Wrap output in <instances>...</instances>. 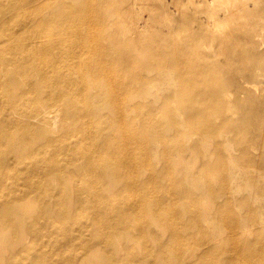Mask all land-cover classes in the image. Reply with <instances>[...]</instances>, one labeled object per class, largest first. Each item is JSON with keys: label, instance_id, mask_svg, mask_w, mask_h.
Returning a JSON list of instances; mask_svg holds the SVG:
<instances>
[{"label": "bare ground", "instance_id": "obj_1", "mask_svg": "<svg viewBox=\"0 0 264 264\" xmlns=\"http://www.w3.org/2000/svg\"><path fill=\"white\" fill-rule=\"evenodd\" d=\"M137 1L0 0V264H81L61 252L95 245L103 248L100 262L124 264L125 255L104 245L113 232H130L139 259L154 257L146 264H204L214 255L221 264H264V218L248 195L238 198L257 228L254 238L221 253L211 232L189 235L200 227L195 202L205 194L216 229L231 228L222 240H234L239 219L228 212L237 203L239 171L264 168V104L239 101L254 100L247 84L263 80L264 0L233 4L234 20L215 32L195 18L202 10L182 5L173 12L152 0H142L146 23L162 15L170 22L145 30ZM114 77L129 98L117 99ZM227 131L233 134L219 137ZM229 149H238L236 159ZM175 153L198 168L175 173L168 163ZM260 178L264 194V173ZM217 195L225 201L215 204ZM67 202L87 215L67 216ZM190 210L195 217L184 218ZM43 232L52 242L38 252Z\"/></svg>", "mask_w": 264, "mask_h": 264}, {"label": "rangeland", "instance_id": "obj_2", "mask_svg": "<svg viewBox=\"0 0 264 264\" xmlns=\"http://www.w3.org/2000/svg\"><path fill=\"white\" fill-rule=\"evenodd\" d=\"M155 4H166L168 6V8L173 11V12H177L178 6L182 7V5H187L189 8L191 9H200L202 10L200 13L195 14V18L201 22H205L209 24V29L213 32H215V30H219V29H228V24L229 22H231L232 20H234V16L231 15V11L233 9V6L235 4L239 5L240 4H253L254 0H152ZM104 4H106L105 2H103ZM133 3V7L136 10V12H138L139 15L142 16L143 20H144V24H143V28L145 30L148 29H155V30H160V29H164L166 28V24H168L170 22L169 19H167L164 15L161 16L160 18V22L157 24L155 23H146V21H149V19H147L148 17V12L147 9L141 8L142 6H144V4L147 5V3H145L144 1L140 0L137 2H132ZM131 3V4H132ZM234 4V5H233ZM110 7L112 9H114L113 5H110ZM118 9H120L118 6H116ZM234 17V18H233ZM242 16L238 17L241 18ZM246 20H251V21H257L260 22L261 18L259 16H247L245 17ZM182 28V27H181ZM188 30H195L196 26L195 25H189ZM264 32V31H261ZM38 35V34H37ZM40 36V35H39ZM0 37H1V32H0ZM36 44L41 43V41H37L35 42ZM264 48V46H263ZM50 54V53H49ZM219 60L224 62V58L223 57H219ZM263 78V80L261 82H256L254 83H248V90H252L253 93L255 94L254 100H247L243 98H240L239 101L241 104L245 105L248 103H253V104H264V70H261L259 72ZM237 78H240V74H235L234 75ZM112 79V78H111ZM124 79V76H123ZM123 79L118 77H114L112 79V90L115 92L117 99H120L122 101V99L125 98H129L132 92L130 90L127 89H123L121 86H119L120 83H123ZM242 79V78H241ZM242 81V80H241ZM246 83V82H244ZM156 100V98L153 99V101ZM157 101V100H156ZM238 113H233V118L236 119L238 118ZM247 127L252 128L253 124L248 122L247 123ZM233 133L231 131H227L226 133H220L221 138H224L225 136H231ZM241 143H243V140L241 141ZM264 143V142H263ZM242 146V145H241ZM229 153L233 154L236 159V157L238 156L237 154L239 153L238 149H229L228 150ZM255 153L261 152L263 151V149L259 148V149H254L253 150ZM155 156L156 155V151L152 150L151 154ZM196 155V159L199 161L200 156L198 154ZM237 155V156H236ZM192 157V156H191ZM169 160V164H172V171H174L175 173L177 172L178 169L183 168L185 170V172L191 173L192 170L197 169L198 164L194 165V163L190 160L187 162L183 161L180 154L175 153L173 155H171ZM238 163H242L241 161H237ZM234 163V162H233ZM233 163H230L228 166V170L227 173L230 174V176L232 175V171H233ZM163 161L159 160L158 161V165H162ZM197 167V168H196ZM242 174L239 171L238 174V182H239V186L237 187L236 193H237V197L235 198L237 203L233 204L231 203V205L235 208L234 211H230L228 212V215L238 218L239 219V224L237 227V231L239 235L235 236V239H229L227 241H223L222 239L225 238V236H229L231 234V228L228 226H224L221 227V229H216V223H215V208H213L212 204L213 201L211 200V198L208 195H201L198 199V202H195L197 205H199L200 211H199V216L201 217V224L199 228H194L191 233L189 235H194L197 234L198 236L203 235L205 232H211L215 238L212 239V241L215 242H220L221 245L217 248L223 247L220 250L224 249L221 253L223 252H228L229 249H231L234 245L235 242H238L240 244H242L245 239H249V238H254L257 234V228L256 226H254L241 212V207L239 204V198L238 196L240 195H248L250 200L258 205L261 206L260 209V213L258 214V216L260 217L261 221L264 218V194H263V182L261 181L262 179L260 178V176L262 175L263 167H257L254 168L252 166H248V165H243L242 167ZM143 172V171H142ZM251 177V179L249 178ZM215 180L217 179V175L215 176ZM227 184H234L233 182L228 181L227 179ZM151 188V187H150ZM152 189V188H151ZM169 189L173 192V191H177L178 188H176V186H172L169 187ZM50 194V193H49ZM130 193L127 194V196H129ZM130 200H133V196L130 195ZM225 199L222 195H217L215 196V204L216 203H222L224 202ZM176 202V201H175ZM173 202V203H175ZM172 204V203H171ZM66 207L68 208L66 215L67 216H73V215H80L82 218L85 217L87 215V212H81V211H76L74 208L71 207L70 202L66 203ZM36 209L32 208L31 211L29 213L35 215L36 213ZM38 213V212H37ZM44 215L48 216V213H44ZM132 217L136 220L139 221H143L144 217L143 214L140 213H132L131 214ZM187 215L191 218L195 217L196 212L195 210H190L189 212H187V214L185 213L184 218L187 217ZM180 216V215H179ZM179 216H175L173 218V220L176 223H180V217ZM262 216V217H261ZM152 230H155L158 234L162 235L163 237L166 236V232H164L163 230L156 228V227H151ZM27 235V234H26ZM57 235L62 238L63 236H65V231L64 230H58L57 231ZM130 232L127 233H117V232H113V233H108L104 239V245L109 249L111 248L115 253H117L118 255L124 256L122 257L119 261L126 264L127 262H134V264H146V262H150L152 263L150 260L154 259V257L152 256L151 253H147L146 256L143 259H139L140 254L137 252V247L139 246H131L134 241L132 242V239H130ZM31 235H27L26 240L29 241V243H33L32 242V237H30ZM91 236V232H89L87 230L86 234L84 235V238ZM41 240V241H40ZM189 240V238L187 239ZM37 241H40L39 243H37V251L38 252H43L44 250H46V246L44 245V241L45 242H52V238L50 237V235H48L46 232H43L39 235V238L37 239ZM81 242L80 240H76ZM73 242V241H72ZM125 244V247L122 245ZM79 246V245H78ZM102 247L100 245H95L92 248H90L89 250H84L83 247L79 246V248L77 249H72V246L69 248L64 249L61 252V255L65 258H71L74 256L76 257V261H80L81 264H107L105 261L100 262L97 259V254L99 251H102ZM35 253H33V251L31 252L32 257L34 256ZM19 257V256H18ZM31 257V258H32ZM133 259L128 261V259ZM18 261H20L18 264H24L26 260L21 259V258H17ZM142 260V261H141ZM142 262V263H141ZM79 263V262H78ZM148 263V264H150ZM209 263H215V264H221L224 263V260L220 257V256H212L207 258V261L204 262V264H209ZM77 264V263H75ZM162 264V263H159Z\"/></svg>", "mask_w": 264, "mask_h": 264}]
</instances>
